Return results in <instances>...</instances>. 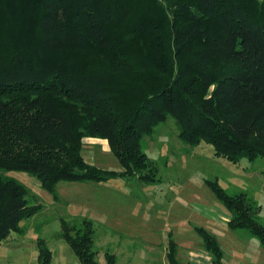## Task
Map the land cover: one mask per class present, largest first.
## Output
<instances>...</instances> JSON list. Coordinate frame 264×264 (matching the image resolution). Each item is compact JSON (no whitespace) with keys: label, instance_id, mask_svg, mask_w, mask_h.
Instances as JSON below:
<instances>
[{"label":"trees","instance_id":"trees-1","mask_svg":"<svg viewBox=\"0 0 264 264\" xmlns=\"http://www.w3.org/2000/svg\"><path fill=\"white\" fill-rule=\"evenodd\" d=\"M169 115L186 146L205 143L232 164L264 159V0H0V170L26 172L52 196L60 181L156 183L140 144ZM88 137L108 142L121 172L84 161ZM206 184L227 228L264 250L245 194ZM24 192L0 178V243L38 212ZM61 229L80 264H98L90 222L73 236ZM193 231L211 264H223L216 237ZM37 248V264H50L46 245ZM176 249L170 238L168 263L188 264Z\"/></svg>","mask_w":264,"mask_h":264},{"label":"rangeland","instance_id":"rangeland-1","mask_svg":"<svg viewBox=\"0 0 264 264\" xmlns=\"http://www.w3.org/2000/svg\"><path fill=\"white\" fill-rule=\"evenodd\" d=\"M140 147L158 168L156 183L126 178L107 183L60 181L52 196L30 174L0 170V178L12 179L24 189L27 206L38 208L31 218L19 222V232L10 233L0 243V264H37L39 241L51 252L50 264H80L62 237L61 222L82 231L84 221L92 224V250L98 264H105V253L114 255L116 264H169L170 238L182 263L201 258L211 263L193 227H203L216 237L223 264H257L239 261L243 254L256 259V250L264 256V250L246 231L227 228L222 219L224 215L230 219V215L206 181L217 182L227 195L245 194L264 226V159L232 164L216 157L205 143L186 146L170 115L150 135L143 136ZM81 155L99 169L122 171L104 139L84 138ZM73 229L69 231L72 236Z\"/></svg>","mask_w":264,"mask_h":264},{"label":"crops","instance_id":"crops-1","mask_svg":"<svg viewBox=\"0 0 264 264\" xmlns=\"http://www.w3.org/2000/svg\"><path fill=\"white\" fill-rule=\"evenodd\" d=\"M90 164V163H88ZM91 165V164H90ZM223 222L227 225V222L229 220V216L224 215L223 217ZM211 225H215L214 222L210 223ZM203 228V227H202ZM205 229V228H204ZM206 230V229H205ZM257 241V240H256ZM175 242V241H174ZM219 242V241H218ZM258 242V241H257ZM259 243V242H258ZM220 244V243H219ZM260 245V244H259ZM221 246V245H220ZM261 247V246H260ZM259 249V248H257ZM256 254L258 255L256 259H254V256L252 255H248V254H243V255H239V261L243 262V263H248V262H256L257 264H260L259 259L263 258L264 256L262 254L259 253V250H256ZM242 256V257H241ZM264 261V259H263ZM190 264H209V260H203L202 258L199 260H195V259H191V262H189ZM211 264V263H210ZM249 264V263H248ZM255 264V263H254ZM263 264V263H262Z\"/></svg>","mask_w":264,"mask_h":264}]
</instances>
